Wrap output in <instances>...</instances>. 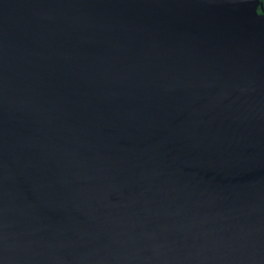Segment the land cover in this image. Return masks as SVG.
Returning a JSON list of instances; mask_svg holds the SVG:
<instances>
[{
  "label": "water",
  "instance_id": "1",
  "mask_svg": "<svg viewBox=\"0 0 264 264\" xmlns=\"http://www.w3.org/2000/svg\"><path fill=\"white\" fill-rule=\"evenodd\" d=\"M0 264H264L262 0H0Z\"/></svg>",
  "mask_w": 264,
  "mask_h": 264
},
{
  "label": "trees",
  "instance_id": "2",
  "mask_svg": "<svg viewBox=\"0 0 264 264\" xmlns=\"http://www.w3.org/2000/svg\"><path fill=\"white\" fill-rule=\"evenodd\" d=\"M262 3H263V5H264V0H262ZM260 12H261V8H260Z\"/></svg>",
  "mask_w": 264,
  "mask_h": 264
}]
</instances>
